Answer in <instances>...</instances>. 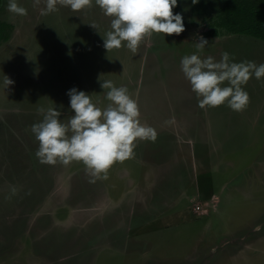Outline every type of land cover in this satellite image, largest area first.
I'll use <instances>...</instances> for the list:
<instances>
[{"label": "rangeland", "instance_id": "374dc122", "mask_svg": "<svg viewBox=\"0 0 264 264\" xmlns=\"http://www.w3.org/2000/svg\"><path fill=\"white\" fill-rule=\"evenodd\" d=\"M223 1L178 0L173 13L185 31L153 33L137 54L126 42L105 49L112 18L95 0L48 15L46 0H17L26 16L3 1L0 20L12 28L0 45V264H264V227L254 230L264 225V78L243 86L242 112L201 109L180 67L200 36L209 42L202 58L227 51L234 62L264 63L263 39L206 35ZM5 75L14 81L7 88ZM103 80L127 87L156 141L138 140L134 155L95 183L82 162L41 164L37 109L56 108L67 123L73 87L104 109Z\"/></svg>", "mask_w": 264, "mask_h": 264}, {"label": "clouds", "instance_id": "9594fccd", "mask_svg": "<svg viewBox=\"0 0 264 264\" xmlns=\"http://www.w3.org/2000/svg\"><path fill=\"white\" fill-rule=\"evenodd\" d=\"M93 0H46L41 15L58 11V5L70 7L78 12L92 7ZM198 0H192L197 3ZM40 4L34 0L33 7ZM104 15L111 17V30L103 36L104 47L108 51L119 49L122 42L133 54L138 53L141 43L153 33L180 35L185 31L183 17L173 13L178 0H95ZM8 11L14 15L26 16L27 9L17 0H9ZM90 25L99 31L95 22ZM208 40L200 36L195 44L196 51L184 55L180 61L181 71L190 82L192 91L201 109L227 105L236 112L244 111L249 103V93L244 89L253 76L264 78V63L244 60L234 62L227 51L220 60L212 56L202 58ZM4 87L14 84L8 76L3 80ZM101 87L110 101L101 109L92 102L90 95L73 87L68 90L70 108L74 115L62 123L61 111L53 107H39L42 120L31 126L35 139L39 142L35 156L41 164L55 166L57 163L68 166L72 162L85 165L89 183L106 180L110 168L117 162H124L134 155L136 142H155L157 131L140 123V109L137 101L128 94L125 86L116 87L110 80H103ZM173 123V121H166ZM71 133V135H69ZM15 186L11 195H16ZM10 198V197H9ZM264 225H256L260 231Z\"/></svg>", "mask_w": 264, "mask_h": 264}, {"label": "trees", "instance_id": "16d2710c", "mask_svg": "<svg viewBox=\"0 0 264 264\" xmlns=\"http://www.w3.org/2000/svg\"><path fill=\"white\" fill-rule=\"evenodd\" d=\"M4 0H0V9ZM208 36H218L224 29L230 33L249 34L264 40V0H224L210 15ZM12 24L0 20V45L10 38Z\"/></svg>", "mask_w": 264, "mask_h": 264}, {"label": "built area", "instance_id": "2783aa9c", "mask_svg": "<svg viewBox=\"0 0 264 264\" xmlns=\"http://www.w3.org/2000/svg\"><path fill=\"white\" fill-rule=\"evenodd\" d=\"M195 209L200 211V210H202V206L200 204H198Z\"/></svg>", "mask_w": 264, "mask_h": 264}]
</instances>
